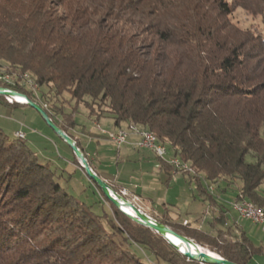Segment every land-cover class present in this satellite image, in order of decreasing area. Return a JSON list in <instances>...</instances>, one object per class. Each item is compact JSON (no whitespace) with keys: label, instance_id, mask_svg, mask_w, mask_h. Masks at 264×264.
Returning a JSON list of instances; mask_svg holds the SVG:
<instances>
[{"label":"trees","instance_id":"16d2710c","mask_svg":"<svg viewBox=\"0 0 264 264\" xmlns=\"http://www.w3.org/2000/svg\"><path fill=\"white\" fill-rule=\"evenodd\" d=\"M237 8L264 16V0H0V72L11 77L0 84L45 106L94 171L73 133L74 108L58 104L64 92L96 121L151 132L189 165L194 173L181 174L212 211L210 230L157 220L247 264L264 250L228 222V202L214 193L220 184L264 207V31L234 24ZM108 203L109 214L96 213L23 139L0 130V264H205Z\"/></svg>","mask_w":264,"mask_h":264},{"label":"rangeland","instance_id":"374dc122","mask_svg":"<svg viewBox=\"0 0 264 264\" xmlns=\"http://www.w3.org/2000/svg\"><path fill=\"white\" fill-rule=\"evenodd\" d=\"M229 18L240 28L256 26L264 31V16L262 15H252L242 8H237ZM24 86L33 91V86L28 82H25ZM58 98L61 101L58 104L63 106L65 112L69 113L74 108L73 119H75L77 125L73 129V133L80 142L82 140L87 146L89 153H86V155L95 171L102 177H108L104 180L118 193L124 187L120 188L112 179L116 180L117 178L120 183L126 184V187H139L143 183V178L146 177L139 173V170H132V165H123L122 163L116 165L112 157L116 150L121 147H117L109 140V133L116 129L112 120L109 117H104L96 121L94 116L89 114L87 107L83 103L75 105L74 101L70 100V95L67 92H64ZM5 102H8L6 97L0 95V130L8 137H13L16 131H21L24 137L20 136L19 138L23 139L35 152L41 163L47 164L55 171L56 180L68 193L72 194L77 200L90 205L96 213H102L104 210L109 214L108 200L101 195L95 184L75 162L71 148L47 125L41 115L28 104L17 101L8 102L9 104ZM40 103L44 105L43 100ZM43 108L47 109L45 106ZM93 110L103 116L107 115L104 105L94 104ZM54 119L56 122L60 121L58 117H54ZM124 127L122 126V128ZM98 139L100 146L96 141ZM247 159L250 158L247 157ZM124 167L126 169L123 170ZM162 172L159 176L160 179L156 178L155 174L153 175V179L149 183L151 190L144 189L145 196L150 200L136 196L129 190L126 198L128 197L130 201L133 200L132 202L141 211L156 220L157 218L166 221L174 220L182 224L186 220L191 227L209 230L208 220L211 218V207L207 201L202 202L200 197L196 195L195 184L189 182L187 176L184 177L181 173L175 175L177 178L172 176L167 182L168 175L164 171ZM193 173L190 172V174ZM149 177H152V175ZM146 181L149 182L150 180L146 179ZM144 183L147 185L145 181ZM219 185L217 188L215 185L213 186V188L215 187L214 193L216 196L221 193L218 189ZM261 189L264 190V184ZM233 195V189L228 188L223 199L228 202L231 210L229 201H231ZM262 208L264 209V207ZM241 225L246 229H250V233L253 229L252 238L264 244V229L259 224L242 219ZM146 255L148 262L152 263L154 257L149 252H146ZM262 262V259L254 256L247 264H263ZM159 264L169 263L160 261Z\"/></svg>","mask_w":264,"mask_h":264},{"label":"water","instance_id":"95a60500","mask_svg":"<svg viewBox=\"0 0 264 264\" xmlns=\"http://www.w3.org/2000/svg\"><path fill=\"white\" fill-rule=\"evenodd\" d=\"M0 95L8 96L14 99L16 97H23L24 101H19L16 99L15 101L28 104L41 115L47 125L71 148L85 175L100 189L104 197L129 219L161 235L173 248H175L179 253H181L189 260H196L200 263L205 264H237L218 254H215L208 249H205L193 239L186 237L178 233L168 225L163 224L154 218H151L145 212L141 211L128 198L116 192L111 187V185H109L90 167L86 157L84 156V153L77 146L75 140L52 121L46 110L40 104L30 99L27 95L21 92L3 87L1 85ZM122 206L130 208L132 210V214L122 210ZM170 236L180 240L181 245L179 243H175L170 238Z\"/></svg>","mask_w":264,"mask_h":264},{"label":"crops","instance_id":"0c3cea01","mask_svg":"<svg viewBox=\"0 0 264 264\" xmlns=\"http://www.w3.org/2000/svg\"><path fill=\"white\" fill-rule=\"evenodd\" d=\"M123 127H124V125H123ZM136 140H137V136L135 134H132V136L130 137V144L127 143V144H124L121 147H119L116 150L115 154L112 155V157H113L116 165L118 163H122L123 165H132L133 167L130 166V167H132V170H135V171L139 170L138 172L143 174V176L146 177V178H143V183L140 185L141 187L139 186V187H135V188H130V187H126V184L120 183L117 178H116V180L115 179H112V180H114L116 182V184H118V186L120 188L121 187H124L126 189L128 188L127 191L129 190V191L133 192L134 195L140 196L143 199H147V200L149 199L150 200V198L145 196L144 189L147 188V190H151V188L149 186V183L151 182V179H153V175L154 174L156 175L155 177L159 178V179H160L159 176H161V173H163L162 171H164L166 173V175H168V176L170 175V178H172V176L177 178V176H175L176 174H173L172 171H171L170 174H167V172L164 170V167L160 166L159 160H157L156 156L154 155V153L151 150H148V149H145V148H140V149L134 148L132 145H133V143ZM96 141H97L98 145L100 146L99 139L96 140ZM80 144H81V147L83 148V150L85 151V153L88 154L89 152L87 151V146L84 144V142L82 140H81ZM124 169H126V168L124 167L123 170ZM135 171H133V172H135ZM144 174H146V175H144ZM150 175H152V177H149ZM100 177L103 178V179L105 178V180L108 178V177H102V176H100ZM162 178H163V175H162ZM146 179L150 180V181L148 182V181H146ZM144 181L146 182L147 185H145ZM218 189H219V192H221V193L218 194L219 196H217V197H218L219 200L223 201L224 193L226 192V190L222 191L223 186L222 187L220 186ZM217 210L218 209L216 207H214L213 215L215 213H217ZM210 213H211V216H212V211ZM228 215H229V220H228L229 223H233V222L237 223L239 225L240 229H242L245 232V235L247 237H249L255 243L260 244L262 246L263 250H264V244H262L258 240L256 241L255 239L252 238V236L254 234V230L253 229H252V232L250 233V229H246L244 226H242L241 225V220L242 219L241 218H237L236 214L232 210H229ZM255 257H258V258L262 259L263 260L262 263L264 264V252L262 254L255 255Z\"/></svg>","mask_w":264,"mask_h":264},{"label":"built area","instance_id":"2783aa9c","mask_svg":"<svg viewBox=\"0 0 264 264\" xmlns=\"http://www.w3.org/2000/svg\"><path fill=\"white\" fill-rule=\"evenodd\" d=\"M21 80H22L21 83L25 85L23 77ZM0 81L5 82V76L0 77ZM36 89H37V85L33 86V91H36ZM5 97L8 102L15 101L14 98L8 96ZM132 132H138V131H126V130H122V127H118L115 129V131L109 133V140L112 143H114L117 147L127 143L130 144V137L132 136ZM14 134H19L24 137V134L21 131H16ZM143 141L145 142V144H148V150H151L152 152L153 149H160V156H156V157L160 160H166L167 164L171 167V171L173 174H178L182 172L178 168L179 158L176 157L175 155L170 154L166 146H161L160 144H154L152 139L149 138L147 134H145L144 132H143ZM132 146L136 148L135 145ZM119 194L126 197L128 195V191L127 189L123 188L120 190ZM237 200H241V199H231V201H229V203L232 204V211L236 214L237 218L246 219L251 223L259 224L262 227V229H264V217L259 214L253 213L249 207H237ZM187 223L188 222L184 220L183 224H187Z\"/></svg>","mask_w":264,"mask_h":264},{"label":"bare ground","instance_id":"6f19581e","mask_svg":"<svg viewBox=\"0 0 264 264\" xmlns=\"http://www.w3.org/2000/svg\"><path fill=\"white\" fill-rule=\"evenodd\" d=\"M2 69V68H1ZM6 72V71H5ZM8 73V72H7ZM5 76V82H10L11 81V77L8 75V74H4L3 72H0V77H3ZM25 82H28L30 85L32 86H35L33 81L25 76L24 78V83ZM16 100H19V101H24V98L23 97H16L15 98ZM122 130H126V131H138V132H132V134H135L137 136V140L133 143V145H135L136 148H145V149H148V144H145V142L143 141V132L145 134H147V136L149 138L152 139V141L154 142V144H158L156 141V138L155 136L149 132L148 130H145V129H142V128H138L137 126L135 125H132V124H129V125H126L124 128H122ZM16 136L20 137L22 135H19V134H15ZM161 146H164L160 143ZM153 153L155 156H160V149H153ZM164 162L167 163L166 160H162ZM178 168L180 169V171H188L189 173H193L192 169L189 167V165L185 162H182V161H178ZM208 190L210 192H212L214 190L213 186L210 185V187H208ZM231 205V208H232V204L230 203ZM237 207H249L251 209V211L255 214H259L261 216L264 217V210L261 208V207H258V206H255L253 205L252 203L248 202V201H245V200H240V201H237ZM122 210L132 214V210L128 207H124L122 206ZM170 238L175 242V243H179L181 245V242L180 240L170 236Z\"/></svg>","mask_w":264,"mask_h":264}]
</instances>
